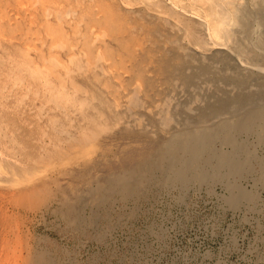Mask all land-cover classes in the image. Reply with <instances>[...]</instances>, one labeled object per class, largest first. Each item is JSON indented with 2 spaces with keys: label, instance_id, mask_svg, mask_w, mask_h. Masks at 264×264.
Listing matches in <instances>:
<instances>
[{
  "label": "rangeland",
  "instance_id": "obj_1",
  "mask_svg": "<svg viewBox=\"0 0 264 264\" xmlns=\"http://www.w3.org/2000/svg\"><path fill=\"white\" fill-rule=\"evenodd\" d=\"M132 1L138 2V4L143 2L142 5H145L157 0ZM165 1L186 17L195 18L202 23L206 22L202 15L197 14V1H194L195 6L192 5L191 0ZM229 1L224 0L223 5L230 10V5L227 6L226 4ZM257 1L259 0H235V4L240 7L245 5L253 8ZM75 2V0H0V53H6V55H0L2 57H0V101L2 102H0V112H2L0 117L6 123V131L12 127L8 131L23 139L24 145L22 146L28 148H23L24 156L32 164L40 165L32 159L42 150L39 148L40 145L46 142L50 143L49 145L45 144V146L52 157V161L48 162L47 160L48 163L44 166L41 164L39 170L33 172L28 179L20 180L18 176L12 174H0V264H34L33 253L30 256L27 250L32 246L30 249L33 250L32 252L39 253L41 249L42 252L47 250L51 260H56L55 262L52 261L53 264H264V132H251L247 133L248 135L243 133L238 136L239 140L245 142L247 148L254 155L250 166L244 170L245 172L227 173L223 177L209 180H192L187 186L179 182L162 184L157 181H149L145 171L138 169V164L140 167L151 159L159 144L166 143L175 131L188 127L194 116L208 103L207 101L214 100L219 96L234 97L233 95L238 94L239 88L227 80L231 74H236V72L234 73L230 69H222L219 62H214L215 65H211V76L209 74L201 75L198 79L200 83L196 81L197 86L196 84L180 85L181 82L179 81H176V86L175 82L171 86L160 83L156 89L160 90L161 94L155 95L152 100L141 95V91L144 94L142 89L145 86L137 83L141 87L140 96L137 94L138 98L145 102L143 107L146 108H141L140 105L138 108L133 105H131L132 107L128 106L127 104L131 103V99L128 101L126 95H131V92L134 94V87L132 86L137 85L135 83L127 85L124 82V79H128L130 76L131 63L126 62L124 65L118 63L117 44L113 42L116 29L112 26H97L93 30L89 29L86 24L89 16L83 15L80 12L83 6ZM85 3V6L89 7L88 2ZM94 9L95 18L103 15L97 8ZM74 22L79 23L77 29L74 28ZM140 31L142 34V30ZM208 32L209 30L206 32L204 30L201 34L207 38ZM92 33L96 35L97 40L94 41V49L90 50L88 47L86 49L82 46L85 50L81 51L83 54L78 53L77 61L80 60L78 65L76 60L73 61L69 58L71 49L74 51L78 49L77 46L75 49L73 45L79 42L80 38L81 45L86 46L84 40L87 36H93ZM77 39L78 41H76ZM212 40L223 45L222 47L219 44H214L211 46L214 47L212 50H229L227 45L223 44L225 41L222 38L213 36L209 42ZM97 51H101L99 58ZM8 56L15 62L23 61L26 65H30V67L28 66L30 70L27 72L25 69L21 70L22 75L19 73L18 77H25L24 81L16 79V77L12 78V81H6L5 77L8 75L10 63L7 60ZM96 56L97 59H95ZM94 59L99 60V63ZM104 61L106 62L104 63ZM86 62L92 64L88 66ZM100 62L104 68L99 66ZM35 64L44 67L45 71L42 72L44 74L34 70ZM80 64L82 68H80ZM101 67L102 70H100ZM247 67L248 65L243 68L246 72L241 71L242 73L245 72V75H249V67ZM3 68L7 71L6 73ZM109 69L112 71L110 72ZM222 70L228 72L225 73ZM48 71H52L51 74ZM103 71L107 73L105 74ZM60 72L61 74H59ZM52 73L55 77L59 76V79L58 77L54 78ZM28 74L32 76L26 77ZM39 74L48 79V84L45 86V88L48 86L47 89H50V84L59 85L62 82L63 86L60 87L61 92L64 93H61L62 107L57 108L56 103L52 100L41 101L45 90L39 86V80L42 77L41 75L37 76ZM96 75L100 78L97 79L98 82L94 79ZM107 78L112 81L105 82L104 80ZM50 81L53 83H49ZM6 82L8 83L4 86ZM103 82L109 87L105 88ZM254 82L256 81L254 80ZM252 83L253 81L249 82L247 90H250L251 86L254 88L251 90L257 88ZM114 84L119 89H115ZM233 85L236 87H232ZM191 88H195L193 91L197 92L194 93ZM2 89L4 90L2 91ZM41 89L44 91L42 92ZM156 89L152 92L156 93ZM181 89L183 93L187 90L185 95ZM188 89L189 93L187 94ZM212 90H214V94H210ZM96 92H101L104 97L111 100L114 93L117 92L120 95L123 93L124 97L119 100L120 109H125V112L129 111L124 112V119L110 121L104 111L103 114H100L102 108L97 97H94ZM201 93H204V96ZM196 94L200 95L197 96L198 98L202 95L201 100L196 97ZM45 95L48 96L47 93ZM166 96H170L171 100L174 99V101H170V98ZM188 98H191L190 101ZM176 101L177 103H175ZM73 102L76 103V106L72 104ZM124 102L130 103L125 105ZM156 102L160 105L159 107ZM149 104L151 105L148 106ZM161 105L163 106L162 109ZM95 107L97 108L95 109ZM149 108L154 113L149 111ZM147 110L153 115L150 116L151 113ZM130 112L132 114L139 112V114L135 113V116L140 115L138 123L135 121L137 117L135 118ZM165 112L169 117L167 124H165L166 127L163 123L164 120H162ZM5 113L7 116H3ZM176 113L178 114L175 115ZM126 114L128 115L126 116ZM54 115H58L59 123L64 122L63 125L66 126L62 127L64 132L60 134L61 138H66L70 135L69 133H74L78 134V138L81 140L72 146L70 145L72 143L68 141H59V145L53 144L49 140L50 134L53 132L49 118ZM86 115L87 117H85ZM125 116H129L128 119L130 120L125 119ZM104 119L107 122L103 121ZM131 119L136 122L133 121L134 126L130 122ZM143 119L145 123L142 122ZM147 121L151 124L149 125ZM126 123L130 124L126 125ZM164 127L166 129H163ZM216 146L224 151H231L232 149L230 145L220 142ZM208 167L209 171L213 170V165ZM125 171L128 173L127 181L142 183L140 184L142 189L131 196H123L117 192L104 190L107 176L119 175ZM158 172H156V177L161 176V171ZM130 173L131 177L129 176ZM234 184L250 194L248 197L241 198L235 205L231 203ZM36 187L41 188L42 190H40L43 192L40 195L29 194L31 189ZM78 197L82 201L77 203L83 217L80 222L74 220V217H69L66 212L64 214V207L69 203H76ZM61 209L64 210L63 213H61Z\"/></svg>",
  "mask_w": 264,
  "mask_h": 264
},
{
  "label": "bare ground",
  "instance_id": "obj_2",
  "mask_svg": "<svg viewBox=\"0 0 264 264\" xmlns=\"http://www.w3.org/2000/svg\"><path fill=\"white\" fill-rule=\"evenodd\" d=\"M75 1H76L75 3H78L81 6H83L82 11H80V12L83 13V15L85 14V16L86 15L89 16V17H87L88 20L86 23L88 25L89 29L93 30L97 26H100V27L112 26L113 28L116 29V31H115L116 35L114 34L115 35L113 37L114 41L113 40L112 41L117 44L116 55H119L118 63L121 65H124L126 62L131 63L130 74H129L130 76L128 79H124V82L127 85H131L132 83H135V85H137V86H132V87H134L133 88L134 94L131 92V95H128V94L126 95V96H128V101L131 99L130 100L131 103L130 102H124L125 105L127 103H130L127 105L128 106L129 105L130 106L131 105L137 106V108H138V105H140L141 108H146V107H143L145 105V102L141 101L142 99L139 100V98H138V95L140 94L139 91H141V89H140L141 87L137 83L143 84L145 86V88L142 89L144 94H142V91H141V95H145L144 97L150 98L152 100V98L155 95L161 94V91L156 89L158 84L163 83V84H167V85L171 86L175 82L174 84L176 86V83H177L176 81L181 82L180 85L184 84V86L196 84V81H198V79L201 77V75L202 76L205 74L210 75V72L212 71V68H211L212 64L215 65V63L219 62L221 64L222 69L223 68L225 70L230 69V70L234 71V73L236 72V74H231L227 80L230 81L231 84L234 83L239 88L238 94L233 95L234 97L228 96V95L219 96V97H216L214 100L207 101L208 103L205 104L204 107H202L200 110L198 108V110H199L198 114L196 116H194V118L190 121V125L188 127L175 131L166 143L159 144V146L156 150V153H154L155 155L153 154L151 159L148 162L146 161L147 163L141 165L140 167L138 164V169L145 171L146 177L148 178L149 181L150 180L157 181V182H160L162 184H171V183L179 182L182 185H187L192 180H200V181L201 180H209V179H215V178L223 177L227 173H240V172H243L244 170H246L250 166V163L253 160L254 155L247 148L245 142L239 140L238 136L240 134H243V133L247 134V133H251V132H258V133L264 132V0L257 1L256 6L253 8H250V7L245 6V5L240 7L239 5L235 4V0L234 1L230 0L229 2L226 3L227 6L230 5V7H229L230 10L226 6L223 5L224 0H191L192 5H194V1H197V4H198V8L196 10L197 14H200L205 18V19H203L204 21H206L205 23H202L195 18L186 17L184 14L177 11L178 9L176 10L170 4H168L167 1H165V0H157L151 4L149 3V4H145V5H142L143 2H142V4H140L141 2H139V4H138V2H134L132 0H75ZM85 2H88L89 7L85 6V4H86ZM18 4H20V3H18ZM192 5H191V7H192ZM94 8H97V10L99 12H101L103 15L99 18H95L93 15L94 14L93 11L95 10ZM16 15H17V13H16ZM72 16H73V14H72ZM97 16H99V15L97 14ZM40 17H41V15H40ZM40 21H41V19H40ZM46 22L47 21L45 20V23ZM54 22H56V21H54ZM79 22H80V19H79ZM74 24H75V26L73 25L74 28L77 29V25L79 23L76 24V22H74ZM140 30H142V34L140 33L141 32ZM204 30H205V32L209 30L208 34L206 35L207 38L204 37L205 35L202 36L203 34H201ZM63 31H64V28H63ZM81 31H83V30H81ZM75 32H76V30H75ZM89 32L91 33V31H89ZM33 35H35V34H33ZM91 35H93V33ZM95 36L96 35L86 37V39L84 40V44H86V46H84L83 44L81 45V43H80L81 38L79 37L80 38L79 42L74 43V45H73V47L75 49L77 47H78V49H76L75 51L71 49V54H69V58L71 60L73 59V61L76 60V63L78 62V65H79L80 60L77 61L78 53L80 52V54H81L82 53L81 51H84L85 48L87 49V47L90 50H93L94 49L93 47L95 46V45L93 46V44H94V41L96 40ZM213 36H215L216 38H219V39L222 38L225 41V43H223V44L227 45V48L229 50H226V51H224V50H221V51L212 50L214 48V47L213 48L211 47L212 45L219 44L215 40H212V42H209V39ZM81 37H82V35H81ZM76 41H78V39ZM219 45H221V44H219ZM82 46L85 48H83ZM221 46L223 47V45H221ZM105 48L108 49V47H105ZM6 50H8V49H6ZM4 52H5V50H4ZM6 52H8V51H6ZM84 53L86 54V52H84ZM112 53H114V52H112ZM2 54L0 53L1 56H2ZM100 54H101V51H97L98 58H99ZM109 54H110V52H109ZM3 55H6V53ZM97 56L95 57V59H97ZM42 57H43V55H42ZM54 59H55V57H54ZM78 59H79V57H78ZM84 59H86V58H84ZM7 60L10 63L8 65V69H9L8 73H7L8 75H7V77H5L6 81L7 80L10 81L12 78L14 79V77H16V79L18 78V79H22L24 81L25 77H22V76H20L22 78L18 77L20 75L19 73H21L22 72L21 70H24V69L26 70V72L28 70H30V68L28 69V66L30 67V65H28V64L26 65L23 61H20L22 63L15 62V61L11 60V57L7 58ZM24 60H26V59H24ZM95 61L98 62L99 60H95ZM102 61H103V58H102ZM105 62L106 61H104V63ZM86 63L88 64V66L90 64H92L91 62H90V64L88 62H86ZM29 64H31V63H29ZM38 64H40V63H38ZM53 64H54V61H53ZM55 64H56V62H55ZM64 64L66 65V63H64ZM101 64H102V62H100L99 66H102L104 68L103 64L102 65ZM40 65H36L34 70H36L39 73H42L44 70L43 69L44 67L42 68ZM243 65H246V66L248 65L249 75L244 74L246 71L243 68H246V66H243ZM94 66H96V65H94ZM99 66L97 65L96 67H99ZM49 67H51L50 64H49ZM102 67L100 70H102ZM108 67H109V65H108ZM108 67H107V69H108ZM80 68H82L81 64H80ZM71 69L72 68L70 67V70ZM215 69H217V68L215 67ZM220 70H221V68L219 69V71ZM225 70L224 71L222 70V72H225ZM106 71H108V70H106ZM109 71H110V69H109ZM241 71L242 72L245 71V72L242 73ZM4 72L6 73L7 71H5V69H4ZM26 72H25V75H27ZM48 72H50V71H48ZM51 72H50V74H51ZM103 72L105 73V71H103ZM227 72L228 71H226L225 73H227ZM219 73H221V72H219ZM42 74H44V73H42ZM59 74H61V72ZM217 74H218V72H217ZM21 75H22V73H21ZM30 75L28 74V76H26V77H29ZM40 75L41 74H39L37 76H40ZM47 75H48V73H47ZM47 75H45V76H47ZM108 75L111 76L109 73H108ZM23 76H24V74H23ZM41 76L42 77L39 80L40 85L38 82H36L37 85L40 86V88H43L45 90L44 91L41 89L42 92L44 91L43 99H41V101L42 102L43 101L48 102V101L52 100L53 102L56 103L57 108L62 107L63 106L61 103L62 101H60V100H62L61 99V95H62L61 93H63L60 90V87L62 88V86H63L62 82L59 85H57V84L53 85L55 83L50 81L49 83L52 82L53 84H50V89H47L48 86L46 88H45V86H46V84H48V79L44 78L43 75H41ZM53 76H54V74H53ZM86 76H87V74H86ZM48 77H50V76L48 75ZM56 77H58V79H59V76H56ZM56 77L54 76V78H56ZM114 77H113V79H114ZM92 79H93V77H92ZM94 79H96L95 81H97V79H100V78L96 75V76H94ZM208 79L211 80L210 78H208ZM49 80H50V78H49ZM117 80H118V78H117ZM254 80L256 82H254ZM17 81H19V80H17ZM29 81H30V79H29ZM104 81L110 82L112 80L107 78ZM204 81H206V80H204ZM251 81H253L252 85L254 84L255 87L257 86V88L255 90H251L252 86L250 87V90H247L248 84H249V82L251 83ZM215 82H217V81H215ZM7 83L8 82H6V84H4V86L7 85ZM120 83H121V81H120ZM227 83L230 86L229 82H227ZM255 83H256V85H255ZM197 84H196V86H197ZM103 85L105 88L109 87V86H106L104 82H103ZM109 85H110V83H109ZM115 85L116 84H114V87H115ZM222 85H225V84H222ZM196 86L194 85V87H196ZM201 86H203V85H201ZM236 86L233 85L232 87H236ZM27 87H29V86H27ZM114 87H112V88H114ZM124 87H126V86L124 85ZM158 87H160V86H158ZM190 87H192V86H190ZM224 87H227V86H224ZM1 88H3V87H1ZM40 88H38V89H40ZM117 88H118V86L115 87V89H117ZM177 88L179 89V86ZM198 88H199V86H198ZM198 88H196V89H198ZM201 88H204V87H201ZM9 89H10V87H9ZM154 89H156V91H157L156 93L152 92V90H154ZM164 89H165V87H164ZM183 89H184V87H183ZM191 89L193 91V89H195V88H191ZM252 89H254V88H252ZM3 90L4 89H2V91ZM131 90H132V88H131ZM169 91H170V89H169ZM183 91H185V90H183ZM26 92H29V91L26 90ZM113 92H115V91H113ZM181 92H182V89H181ZM196 92H194V93H196ZM40 93H41V91H40ZM46 93L48 94L47 97L45 95ZM66 93H65V95H66ZM188 93H189V89H188L187 94ZM94 94H95L94 97L95 96L97 97V99L99 100L100 106L102 108L101 109L102 113H100V114H103V111H104L109 117L107 119H109L110 121H116V120H120V119L122 120V118L125 115L124 114V112H125L124 108H126V107L128 108V106H126L123 108L124 110L120 109L119 100L124 97V95H122L123 93H121V95L118 94L117 92L114 93V97L112 96L113 98L110 96L112 98V100L109 99L108 97H104L101 92H96ZM210 94H214V90H212V93L210 92ZM226 94H228V93H226ZM6 95H8V94H6ZM167 95H170V94H167ZM202 95H201V97H202ZM197 96H200V95L196 94V97ZM215 96H216V94H215ZM141 97H143V96H141ZM167 98H170V96H168ZM200 98H198V99H200ZM203 98H205V97H203ZM190 99H189V101H190ZM70 100H71V98H70ZM75 100H76V98H75ZM92 100H93V98H92ZM67 101H68V99H67ZM144 101H145V99H144ZM164 101H165V97H164ZM170 101H174V99L171 100V98H170ZM177 101L175 103H177ZM189 101H187V102H189ZM202 101L204 102V100H202ZM31 103L33 104L34 102H31ZM63 103H65V102L63 101ZM84 103H85V101H84ZM72 104L75 105L76 103L73 102ZM152 104H154V103H152ZM156 104H157V102H156ZM201 104H202V102H201ZM150 105L151 104H149L148 106H150ZM169 105L171 106V104H169ZM33 106H35V105H33ZM157 106L159 107L160 105L157 104ZM157 106H156V108H158ZM162 107L163 106L161 105V109H162ZM96 108L97 107H95V109ZM150 108H149V111H152V109H150ZM183 108H184V106H183ZM180 109H181V107H180ZM187 109H188V107H187ZM5 110L8 111V109H6V108H5ZM129 110H131V108H129ZM27 111H29V110L27 109ZM32 111H35V110H32ZM155 111H157V110H155ZM126 112H129V111H126ZM0 113L2 114V112H0ZM18 113H19V111H18ZM23 113H25V112H23ZM135 113H137V112H135ZM135 113L134 114L131 113V114L135 116ZM149 113H151V112H149ZM137 114H139V112ZM168 114H171V113H168ZM177 114L178 113H176L175 115H177ZM179 114H181V113H179ZM4 115L7 116L6 113L3 114V116ZM127 115L128 114H126V116ZM132 115H129V116L132 117ZM151 115H153V114L151 113L150 116ZM163 115H165V116L162 120H164L163 123H164V126L166 127L165 124H167L169 117L167 116L166 112ZM57 116L58 115H54V116H51L49 118V121L51 124L48 121H46L53 128V132H52V134H50L49 140L52 141L53 144H55V145H59L58 144L59 141H68V142L72 143V144H70L71 146L74 143L80 141L81 138H78V134H74V133H69L70 134L69 136L67 134L68 137H66V138L60 137V134H62V132H64L63 131L64 129L62 127L65 125H63L64 122L61 124L59 123V119L57 118ZM129 116L126 117L125 119H128ZM134 116H133V118H134ZM139 116H135V118L137 117V120H135V121H137V123L139 122L138 121ZM157 116H158V114H157ZM85 117H87V115ZM159 117H161V116L159 115ZM182 117H179V118H182ZM1 118L2 117H0V174H2V173L12 174L14 176H18L20 180L21 179L22 180L28 179L29 176L32 175L33 172H35L36 170H39L41 164H43V166H44L48 162L52 161L51 154L49 155L48 149H46V146H45V144H48V142L45 141L46 142L45 144L40 145L39 148L42 150L39 149L40 153L38 152L37 155L32 159V160L37 161V163L40 165L38 166V165L32 164V162L24 156L25 151H23L24 150L23 148L25 146L24 147L22 146V145H24L23 139L19 138V135L17 136V134L15 135V134H12V132L11 133L9 132L12 129V127H11V129L10 128L8 129L9 131L8 130L6 131V129H7L5 127L6 123ZM88 118H90V117H88ZM104 118H105V116H104ZM183 118H185V117H183ZM132 119L130 122L133 123V126H134L135 121L133 120L134 121L133 122ZM128 120H130V119H128ZM146 120H147V118L145 119V121ZM162 120H161V122H162ZM9 121H11V120H9ZM40 121H41V119H40ZM103 121H105V119ZM143 121H144V119L142 120V122ZM145 121H144V123H145ZM105 122H107V121H105ZM125 122H127V121H125ZM169 122H170V120H169ZM7 123L9 124V122H7ZM42 123H44V122H42ZM95 123H96V121H95ZM127 123H126V125L130 124V123L129 124H127ZM157 123H159V122H157ZM15 124H14V127L17 125V124L15 125ZM99 124H101V123L99 122ZM99 124H98V126H99ZM140 124H141V122H140ZM140 124H139V126H140ZM148 124H149V122H148ZM101 125H103V124H101ZM142 126H143V124H142ZM161 126H162V124H161ZM184 126H185V124H184ZM165 127L163 129H166ZM169 127H170V125H169ZM127 128H128V126H127ZM135 128H137V127H135ZM138 129L141 130L140 127H138ZM24 131H23V133H24ZM164 131H162V132H164ZM67 133H68V131H67ZM151 133H153V132H151ZM41 135H43V134H41ZM22 137H24V136H22ZM218 142L230 145L232 148L231 151H224V150L217 148L216 144ZM25 148H27V147H25ZM33 153H34V151H33ZM47 160H48V162H47ZM142 163H144V162H142ZM210 165H213V170H211V171L208 170V168H209L208 166H210ZM158 171H161L160 177H156V172H158ZM127 174L128 173L125 171V173H120L119 175L113 174V175L107 176L106 177V186L104 187V190L109 191V192H117L123 196H131V195L137 193L138 190L142 189V185H140L142 183L134 182L131 180L127 181ZM129 176L131 177V173ZM38 188L39 187L31 189L29 194H39L40 195V193L43 191H41L42 190L41 188H40L41 190ZM233 191L234 192L231 196V203L233 205L237 204L241 198L248 197L250 195L246 191L242 190L236 184L233 185ZM81 202L82 201L78 197V198H76V203L72 202V203H69L67 205L64 204V205H66L64 207L65 211L61 209L62 210L61 213H63V211H64V214L66 212L69 217H74L73 218L74 220H76V221L79 220V222H80V220H82L83 217H82V213H81L80 208L77 206V203H81ZM41 203H43V202H41ZM70 223L73 224L72 221H70ZM32 247L30 249H32ZM30 249H27V250L29 251L30 256L33 253L32 257L35 258L34 264H53L56 261V260L55 261L51 260L50 253L47 250L46 251L43 250V252H42V249H41V251L39 253H36V251L32 252L33 250L31 251ZM52 261H54V262H52Z\"/></svg>",
  "mask_w": 264,
  "mask_h": 264
}]
</instances>
